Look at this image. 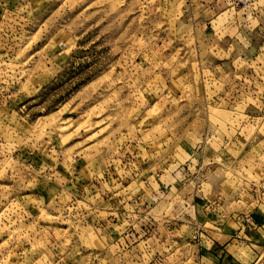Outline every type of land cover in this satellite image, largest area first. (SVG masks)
I'll return each mask as SVG.
<instances>
[{
  "label": "rangeland",
  "instance_id": "rangeland-1",
  "mask_svg": "<svg viewBox=\"0 0 264 264\" xmlns=\"http://www.w3.org/2000/svg\"><path fill=\"white\" fill-rule=\"evenodd\" d=\"M212 223L264 264V0H0V264H192Z\"/></svg>",
  "mask_w": 264,
  "mask_h": 264
},
{
  "label": "crops",
  "instance_id": "crops-1",
  "mask_svg": "<svg viewBox=\"0 0 264 264\" xmlns=\"http://www.w3.org/2000/svg\"><path fill=\"white\" fill-rule=\"evenodd\" d=\"M229 209L231 208H204V211H211L216 218L223 217L224 215V218L229 221L232 217ZM245 234L250 235L248 231L243 232V230L238 233L227 232L225 228H217L216 223H212V227H210L206 235L201 236L198 244H195L197 248L196 253L188 261H192V264H258L261 258L258 257V253L253 254L251 252L254 257L250 255L248 259L244 257L243 259L240 258L242 256H240L238 251L242 244H246L245 246L250 251V248H259L256 241L248 242L252 240H247ZM246 259L248 263L245 262Z\"/></svg>",
  "mask_w": 264,
  "mask_h": 264
}]
</instances>
